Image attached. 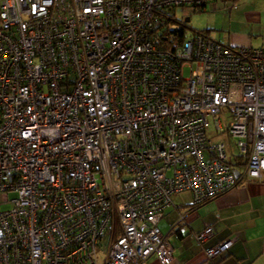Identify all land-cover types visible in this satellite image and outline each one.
<instances>
[{"label":"built area","instance_id":"obj_1","mask_svg":"<svg viewBox=\"0 0 264 264\" xmlns=\"http://www.w3.org/2000/svg\"><path fill=\"white\" fill-rule=\"evenodd\" d=\"M218 1L0 0V264H172L176 195L263 178L264 48L177 18Z\"/></svg>","mask_w":264,"mask_h":264},{"label":"crops","instance_id":"obj_2","mask_svg":"<svg viewBox=\"0 0 264 264\" xmlns=\"http://www.w3.org/2000/svg\"><path fill=\"white\" fill-rule=\"evenodd\" d=\"M199 31L231 47L264 48V0L218 2L207 6ZM159 227L173 247L172 264H264V176L242 180L232 191L201 206L182 193L173 198ZM184 224H181V217ZM211 228L214 236L200 243L195 235ZM232 240L229 251L208 260L205 250ZM146 264H158L151 257Z\"/></svg>","mask_w":264,"mask_h":264},{"label":"rangeland","instance_id":"obj_3","mask_svg":"<svg viewBox=\"0 0 264 264\" xmlns=\"http://www.w3.org/2000/svg\"><path fill=\"white\" fill-rule=\"evenodd\" d=\"M202 16H203V12H193L192 9H184V10H180L177 12V18L178 19H181V18H184V19L189 18L190 19L188 26H189V30H191V31H194V30L199 31L200 30L201 25L204 22V19L202 18ZM176 26L177 25H174V27H176ZM231 150H232L233 154L237 153L234 143L232 144ZM11 197H13V196H11ZM2 208L7 209L8 206L4 205V206H2Z\"/></svg>","mask_w":264,"mask_h":264},{"label":"trees","instance_id":"obj_4","mask_svg":"<svg viewBox=\"0 0 264 264\" xmlns=\"http://www.w3.org/2000/svg\"><path fill=\"white\" fill-rule=\"evenodd\" d=\"M226 1H238V0H219L218 2H226ZM218 2H216V3H218ZM211 4H214V3H210V4H208L207 6H209V5H211ZM207 6L205 7V9L204 10H196V9H192L193 10V12H205L206 11V9H207ZM189 22H190V20H188ZM188 22V23H189ZM203 32V31H202ZM180 33H183V31H181ZM206 33V32H205ZM236 164V163H235ZM240 166H241V163H240V161L237 159V164H236V167H237V169H239L240 168Z\"/></svg>","mask_w":264,"mask_h":264},{"label":"water","instance_id":"obj_5","mask_svg":"<svg viewBox=\"0 0 264 264\" xmlns=\"http://www.w3.org/2000/svg\"><path fill=\"white\" fill-rule=\"evenodd\" d=\"M188 20H190V19H188ZM239 174L238 173H236V176H238Z\"/></svg>","mask_w":264,"mask_h":264}]
</instances>
